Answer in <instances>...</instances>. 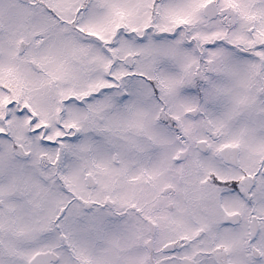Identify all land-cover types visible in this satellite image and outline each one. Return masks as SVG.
<instances>
[{"label": "snow or ice", "instance_id": "1", "mask_svg": "<svg viewBox=\"0 0 264 264\" xmlns=\"http://www.w3.org/2000/svg\"><path fill=\"white\" fill-rule=\"evenodd\" d=\"M0 264H264V0H0Z\"/></svg>", "mask_w": 264, "mask_h": 264}]
</instances>
